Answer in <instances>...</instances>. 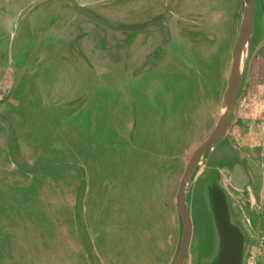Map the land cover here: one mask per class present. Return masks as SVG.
<instances>
[{"label": "rangeland", "instance_id": "1", "mask_svg": "<svg viewBox=\"0 0 264 264\" xmlns=\"http://www.w3.org/2000/svg\"><path fill=\"white\" fill-rule=\"evenodd\" d=\"M95 1L89 2L92 7ZM64 5L63 0H0V12L19 20L14 44L21 45L10 49L4 44L15 29L0 18V104L12 92L6 107H0V259L5 255L20 264H29V259L31 264H161L164 250L151 248L153 236L146 237L148 225L138 216L145 210L136 209L135 202L140 204L141 199L148 208L153 202L162 212L161 204L147 192L155 182L158 162L168 154L180 155L212 126L209 111L222 92V80L217 73L210 78L190 75V63L197 54L195 58L207 63L219 59L223 64L229 37L215 43L206 37L193 46L191 37L181 32L177 40L166 43L154 28L106 29L78 44L76 33H69L75 25ZM219 8L226 15L236 11V0H225ZM114 18L113 26L145 20L138 14ZM223 26L228 30L229 21ZM133 39L130 53L114 51ZM156 48L164 58L151 67L149 56ZM82 51L90 56L89 63L80 62ZM256 61L253 79L257 67H264L263 58ZM15 73L23 74L17 82ZM252 118L240 140L248 148L245 156L262 161L264 131L252 126ZM15 167L29 168L36 182L45 179L51 187L32 202L34 186L16 181L21 175ZM170 181L163 186L164 197ZM125 192L132 215L128 228L116 223L114 210ZM232 200L251 236L246 264H264V186L249 198L233 195ZM189 202L190 253L192 247L196 256L214 244L208 253L212 264L218 246L208 200L197 193ZM25 209L30 213H23L20 224H30L34 239L29 230L2 229L4 223L12 228L21 222Z\"/></svg>", "mask_w": 264, "mask_h": 264}, {"label": "flooded vegetation", "instance_id": "2", "mask_svg": "<svg viewBox=\"0 0 264 264\" xmlns=\"http://www.w3.org/2000/svg\"><path fill=\"white\" fill-rule=\"evenodd\" d=\"M94 1L95 0H77L78 5L82 7L79 9L72 1L64 0V6L66 10L70 12L69 15L72 18V22L77 25L76 31L82 37L87 38L95 33L101 26L99 23L102 19L105 21L111 20L110 17L112 14H110V17L100 14V8H94L90 5L89 2ZM97 1H95L94 5L97 4ZM224 1L225 0H211L210 2L212 6H210L207 0H127L125 5L128 14H131V16L137 14L144 16L145 22L158 19V22L149 27V29H157L159 37L166 43H171L177 40L180 32L191 37L193 46L203 42L206 37H209V41H212L213 43L223 36L229 37V44L227 46L228 51H226L225 56L226 61L223 64H219V59L216 62L207 63L205 60L201 59V57L200 59L198 57L195 58L197 54L193 55L195 61L190 63L193 68V71L189 72L190 75L194 74L197 76L199 75L200 77L206 76L210 78L217 73L222 80V92L217 101L213 100V102H211V108L209 111L212 126L208 128L207 131H203L201 139H197V137L192 139L189 146L185 148L180 155H176V153L171 155L168 154L167 157L163 156L160 162H158V167L155 170V182L153 184L152 181L147 192H149L150 196L152 195L155 197L158 204H161L159 208L163 209L162 212L158 213L153 202L151 207H149L152 209L151 212L148 208L149 204L143 205L141 199L140 204L135 202L136 209H138L137 207L140 208L143 206L145 210L144 214H141L139 210L140 214H138V216L142 223L145 224L146 222L148 225V228L144 230L146 237L149 238L150 234L153 236V244L151 245V248L164 250V258L160 261L161 264H172L174 261L181 233L180 218L177 207L179 187L192 155L205 145L208 138L215 130L217 117L221 109L220 105L222 104L224 97L223 94L226 92L231 77L233 57L236 50L244 11V0H236V11H232L227 15L222 13L219 8ZM201 2L204 3H202V6L200 7ZM133 5L137 8L141 6V10L134 14L132 8ZM225 20H228L230 23L228 30L223 26ZM163 58L162 51L156 48L151 52L148 61L151 67H154L160 60H163ZM260 58L264 59V0H254L252 37L248 63L234 105L229 132L226 138L223 139L211 153L207 151L201 155V161L205 162V164L193 181L186 197V204L190 217L192 214L189 208V205H191L189 201L195 199V194L198 193L200 195L201 193H204L208 200V207L210 208V215L213 220V226L217 238L215 246H218L217 258L212 264H218L223 255L226 235L234 239L235 259L239 260L241 258L243 264H246L251 236L234 209L232 196L234 195L244 199L249 198L250 195L259 193V190L264 186V160L255 161L251 160L249 156H245L244 150L248 148L240 140V137L244 135V126L248 123L251 117H253L252 126L254 127L255 125L254 128H259L261 126V131H264V67L258 66L257 69L260 72L257 70L255 79L251 78L254 64L257 62L256 59L259 60ZM186 66L188 67V65ZM15 87L16 85H14V88ZM11 94L12 92L5 96L0 107H6L4 102H7L6 97ZM200 119L201 116L198 117L195 122H199ZM234 132H236V134L238 133L239 136H234ZM189 133L190 132H188V134ZM15 169L21 175L16 181H20L23 187L25 185L34 186V189L30 190L32 195L29 197V200L32 202L37 201L38 196L45 194L46 188L51 187L52 185V183L45 179L36 182L37 179H35L34 174L31 173L29 168L25 171L22 170V168L19 169L15 167ZM161 177L162 180H160ZM167 179H170L171 181L165 186L169 191L166 193V197H164L162 191ZM172 180L174 181L173 184L171 183ZM30 183H33V185ZM37 186H39L38 189L35 188ZM104 186V183L99 185L100 188ZM113 186L110 190L111 193H114L113 191L117 190H114ZM218 190H220V192ZM61 193L62 192L59 194ZM75 193L76 191L72 189L71 194ZM220 194L226 201L228 213L227 224L221 223V216H218L215 207L214 201ZM122 196L123 200L120 202L119 207L116 209L114 208L116 212L115 221L121 227L128 228V223H131L132 215L130 211L126 209L128 201L127 193H123ZM114 205L115 203H113V206ZM24 212L30 213L25 209L20 217ZM22 220L23 218L21 217V222L15 223L12 228L8 226L6 227V224L3 222L4 226L1 228L3 230L11 229L20 232H26L29 229H32L29 223L20 224L22 223ZM34 237V230L33 237L30 231V238L34 239ZM192 238L183 264H187L188 262H190V264H208V253L212 251L214 244L210 249H200L198 255L195 256L193 247L190 253ZM19 262L20 261L17 259L8 258L5 255L0 259V264H20ZM28 262L29 264L32 263L30 259Z\"/></svg>", "mask_w": 264, "mask_h": 264}, {"label": "water", "instance_id": "3", "mask_svg": "<svg viewBox=\"0 0 264 264\" xmlns=\"http://www.w3.org/2000/svg\"><path fill=\"white\" fill-rule=\"evenodd\" d=\"M72 1L76 7L81 9L78 5L77 0H70ZM109 0H103V2L98 3V5L93 6L94 8H100V14L107 15L110 17V14L112 16L110 17L111 20H104L102 19L99 24L101 26L97 29L95 33H99L101 31H105L106 29H110L111 31L115 32H124V31H129V32H141L143 30L148 29L149 27L155 25L158 22V19H154L150 22H145L144 20L142 22H134L131 21L128 24L122 23L119 24V22H116L115 25L113 26L110 22H115L117 19L114 18L115 15L119 14L120 16H123L125 14H128L126 11V2L127 0H113L111 2L112 5L119 4L120 7L117 9H114L111 4H106ZM64 2V0H63ZM65 8V6H64ZM133 8V13H137V11L141 10V6L137 8L136 6H132ZM253 12H254V0H244V11L242 15V21H241V26H240V31L238 35V40L236 44V50L235 54L233 57V64H232V69H231V77L229 80V84L227 86L226 92L224 94L222 104H221V109L220 113L217 117V123L215 130L213 134L208 138L207 142L205 145L198 151H196L189 162L188 168L184 174V177L182 179V182L179 187V192L177 196V207H178V213H179V218H180V225H181V233H180V240H179V245L177 248V252L175 254V258L172 264H183L186 254L188 252V249L190 247L191 243V238H192V220L190 217V214L188 212L187 204H186V197L188 194V191L195 180V178L198 176L200 170L203 168L205 162L201 161V158L204 153L209 151V153L212 152V150L223 140L226 138L228 132H229V127H230V120L231 116L234 110V105L236 103L247 63H248V57H249V51H250V44H251V37H252V26H253ZM131 15V14H128ZM0 18L4 19L7 24H14L13 29L15 31L8 32L7 38L4 39V44L6 43L8 48H12L16 39V26L17 23L15 22L16 20L12 17L5 16L4 13L0 12ZM72 21V20H71ZM75 25L74 27L71 26L72 30L69 33H76L74 35L75 41H78V44L81 38H83L77 31H76V24L72 23ZM106 26V27H105ZM74 28V29H73ZM66 33V31H64ZM93 33L92 35H95ZM86 39V37H84ZM80 39V40H79ZM133 41L128 40V43H131V46L127 43V45H120L118 48H116L114 51H125L126 54L130 53L131 50L134 48L135 44L132 46ZM16 46V45H15ZM117 46V44H116ZM115 46V47H116ZM17 48H21L20 43L16 46ZM130 48H132L130 50ZM81 51V50H80ZM77 55L79 52H75ZM12 56V54H11ZM80 62L81 63H89V58L90 56L86 55L83 51L82 54L78 55ZM87 57V58H86ZM1 61V60H0ZM20 74V73H19ZM15 81H19L20 78L23 76L22 75H17L15 73ZM217 191V190H216ZM220 192V190H218ZM218 198L215 199V207L216 211L218 213V216L220 218L221 223L227 224L228 222V213H227V206H226V201L225 198L220 194L217 196ZM224 252L223 255L219 261L218 264H243L242 259L240 258L239 260L235 259V244H234V239L230 236L226 235V239L224 241Z\"/></svg>", "mask_w": 264, "mask_h": 264}]
</instances>
